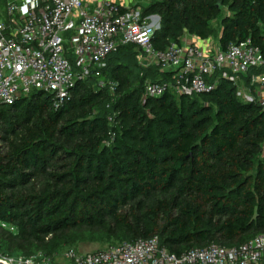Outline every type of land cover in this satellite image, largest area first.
Wrapping results in <instances>:
<instances>
[{
    "label": "trees",
    "instance_id": "obj_1",
    "mask_svg": "<svg viewBox=\"0 0 264 264\" xmlns=\"http://www.w3.org/2000/svg\"><path fill=\"white\" fill-rule=\"evenodd\" d=\"M7 1L0 0V13ZM142 14L161 18L153 38L158 51L187 34L213 38L219 19L222 51L249 39L264 49V0H153ZM140 54L135 45L120 48L100 78L77 80L60 109L39 91L0 105L2 255L68 264L63 253H79L84 244L109 248L157 237L180 256L264 234L259 104L240 98L221 72L211 94L169 91L144 101L146 82H172L174 74L142 68ZM257 75L264 67L241 80L249 85Z\"/></svg>",
    "mask_w": 264,
    "mask_h": 264
},
{
    "label": "built area",
    "instance_id": "obj_2",
    "mask_svg": "<svg viewBox=\"0 0 264 264\" xmlns=\"http://www.w3.org/2000/svg\"><path fill=\"white\" fill-rule=\"evenodd\" d=\"M93 7L85 0L7 1L5 13H0V105H14L39 91L52 96L54 108L60 109L72 99L78 79L91 73L100 78L109 56L135 45L141 50L142 68L174 74L172 82H146L144 101L169 91L188 97L211 94L219 86V80H212L221 72L238 88V96L257 102L264 115V75L253 76L249 85L241 80L264 67V49L254 46L251 39L211 54L182 42L158 51L153 38L161 28L159 16L144 18L140 8L112 0H99ZM70 55L79 71L74 70ZM61 258L68 264H264V234L243 245L212 244L180 256L171 254L155 237L87 254L69 250ZM0 262L50 264L38 256L5 257L1 252Z\"/></svg>",
    "mask_w": 264,
    "mask_h": 264
},
{
    "label": "crops",
    "instance_id": "obj_3",
    "mask_svg": "<svg viewBox=\"0 0 264 264\" xmlns=\"http://www.w3.org/2000/svg\"><path fill=\"white\" fill-rule=\"evenodd\" d=\"M99 0H85V3L90 4L91 8H94V3H97ZM122 6H134L136 8H141L146 7L149 5L153 0H112ZM5 12V11H4ZM3 14V13H2ZM157 16V15H155ZM219 38V37H218ZM217 41H214L212 38L208 40H200L194 36H188L184 37L182 39V43H187V44H196L200 46L206 53H215L217 50L220 49L219 46V40L216 39Z\"/></svg>",
    "mask_w": 264,
    "mask_h": 264
},
{
    "label": "rangeland",
    "instance_id": "obj_4",
    "mask_svg": "<svg viewBox=\"0 0 264 264\" xmlns=\"http://www.w3.org/2000/svg\"><path fill=\"white\" fill-rule=\"evenodd\" d=\"M3 9L5 10V7ZM140 10H142V9L140 8ZM228 14L229 13H228L227 9H223L222 16H227ZM213 27L216 30V34L213 36L212 39L214 41H217L216 39H218L217 37H218V35L220 33V29H221V21H220V19L217 20V21H215V22H213ZM188 36H191V35L187 34L186 37H188ZM4 147H6L5 144H0V151L1 152L2 151L5 152ZM2 228L5 229V230H7V231H9V232H11V233H14L15 235L18 234V230L16 228H14L13 226L7 225L6 228H4V227H2ZM107 248H108V246H102V245L97 244V243H95V244H84L81 247L79 254L93 253V252H97V251H100L102 249H107ZM5 257H7V256H5ZM60 261L61 262H65L62 258L60 259Z\"/></svg>",
    "mask_w": 264,
    "mask_h": 264
},
{
    "label": "water",
    "instance_id": "obj_5",
    "mask_svg": "<svg viewBox=\"0 0 264 264\" xmlns=\"http://www.w3.org/2000/svg\"><path fill=\"white\" fill-rule=\"evenodd\" d=\"M0 264H4V263L0 262Z\"/></svg>",
    "mask_w": 264,
    "mask_h": 264
}]
</instances>
